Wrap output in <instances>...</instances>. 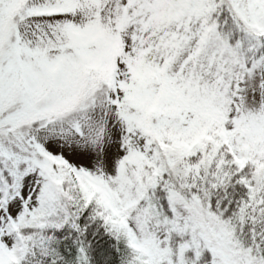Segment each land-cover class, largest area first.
I'll return each mask as SVG.
<instances>
[{
    "label": "snow or ice",
    "instance_id": "1",
    "mask_svg": "<svg viewBox=\"0 0 264 264\" xmlns=\"http://www.w3.org/2000/svg\"><path fill=\"white\" fill-rule=\"evenodd\" d=\"M0 264H264V0H0Z\"/></svg>",
    "mask_w": 264,
    "mask_h": 264
}]
</instances>
